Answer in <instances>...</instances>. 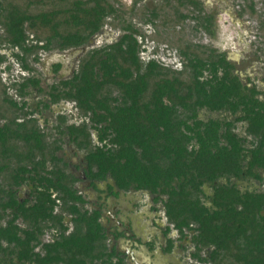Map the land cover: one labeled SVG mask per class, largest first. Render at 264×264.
I'll list each match as a JSON object with an SVG mask.
<instances>
[{
  "label": "trees",
  "instance_id": "1",
  "mask_svg": "<svg viewBox=\"0 0 264 264\" xmlns=\"http://www.w3.org/2000/svg\"><path fill=\"white\" fill-rule=\"evenodd\" d=\"M153 1L125 19L113 0H0V264H126L60 157L66 137L92 186L111 178L120 191L151 193L168 225L191 234L197 264H264V91L226 53L186 38L215 36L201 0ZM242 2L240 16L258 18ZM134 18L175 49L179 69L142 59ZM108 26L123 35L42 87V54L85 48ZM10 61L20 74L4 80ZM34 94L44 97L32 103ZM62 103L73 113L42 126Z\"/></svg>",
  "mask_w": 264,
  "mask_h": 264
},
{
  "label": "rangeland",
  "instance_id": "2",
  "mask_svg": "<svg viewBox=\"0 0 264 264\" xmlns=\"http://www.w3.org/2000/svg\"><path fill=\"white\" fill-rule=\"evenodd\" d=\"M201 1L205 5L206 11L215 15L214 26L212 28L215 36L212 37L206 32L200 31L194 35L189 34L186 38L194 43L208 45L220 53H226L229 59L235 64L236 72L242 77V79L246 82L252 80L260 90L264 91V33L260 28V22L264 21L263 0H247L252 1L255 4L258 18L251 16L248 12L245 15L240 16L239 12L241 6L244 4L242 0ZM113 2L125 12L123 15L125 19L126 17L131 19L133 17V15H131L132 12H135L143 5L153 7L156 4L153 0H149L147 1L148 4L142 2L139 6L133 7L135 0H113ZM140 15L141 14L139 13V17ZM138 19L140 18H134L133 23L135 26L139 27L141 32L145 35L144 48L146 51L142 54V59L148 61L151 58H155L166 66L179 69L181 63L175 49L167 48L164 43L158 42V40H153L151 37L156 34V30L150 25L138 22ZM121 35H123V33L120 29H113L108 26L104 28L101 34L95 36L85 48L64 53L53 51L51 53L42 54L41 62L37 66L42 80V87L46 88L54 81L69 78L74 70H76L79 58L88 50L101 47L105 44H111L114 41H117ZM156 48L157 53L154 54ZM10 63L13 64L11 61ZM57 63L64 64L65 66L67 65L69 68H64L63 74H55L52 67ZM19 74V67L13 64L11 72L5 73L3 79L12 80L14 77L18 78ZM40 97V99L35 97V100H41L44 95H41ZM35 100H32L30 97L32 103ZM64 112L73 113L72 105L63 104L54 107L52 111L44 112L43 114L45 115L47 122H45L46 120L43 121V116L41 117L40 124L51 128V126L54 125L56 116ZM211 116L216 118L219 115L213 114ZM201 117L205 118L206 116L202 114ZM239 132L243 133L242 126H239ZM69 146L70 145L68 144L66 145L67 151H73L72 147L70 146V148ZM238 185L242 190L250 187V185L245 182H239ZM206 189L208 193H211L209 192L208 187ZM191 264L197 263L192 261Z\"/></svg>",
  "mask_w": 264,
  "mask_h": 264
},
{
  "label": "crops",
  "instance_id": "3",
  "mask_svg": "<svg viewBox=\"0 0 264 264\" xmlns=\"http://www.w3.org/2000/svg\"><path fill=\"white\" fill-rule=\"evenodd\" d=\"M61 66L58 74H63L64 68H69L64 64ZM36 95L34 94L31 99L41 98ZM41 117L43 121L46 120L44 114ZM94 137L96 139V136ZM67 144L73 151H67ZM60 157L68 165V170L79 180L77 188L85 195L89 207L101 209V223L108 232L109 246L117 254L125 257L126 264L192 263L191 234L181 238L177 231L168 225L162 205L154 202V196L151 193L135 190L120 191L111 178L92 186L85 177L84 153L70 144L67 137L64 138V148ZM168 227L171 228L170 232L166 230ZM170 242L171 247H169Z\"/></svg>",
  "mask_w": 264,
  "mask_h": 264
},
{
  "label": "flooded vegetation",
  "instance_id": "4",
  "mask_svg": "<svg viewBox=\"0 0 264 264\" xmlns=\"http://www.w3.org/2000/svg\"><path fill=\"white\" fill-rule=\"evenodd\" d=\"M147 1H149V0H143V3L148 4ZM204 8H205V5H204ZM205 10H206V8H205ZM210 14H213V13H210ZM214 16H215V15H214ZM103 30H104V29H103ZM102 32H103V31H102ZM102 32H101V33H102ZM101 33H100V34H101ZM80 58H81V57H80Z\"/></svg>",
  "mask_w": 264,
  "mask_h": 264
}]
</instances>
